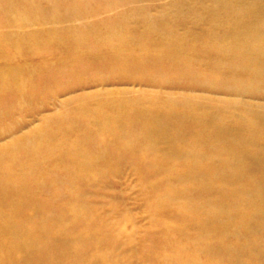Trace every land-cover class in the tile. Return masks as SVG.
Here are the masks:
<instances>
[{"label":"rangeland","instance_id":"1","mask_svg":"<svg viewBox=\"0 0 264 264\" xmlns=\"http://www.w3.org/2000/svg\"><path fill=\"white\" fill-rule=\"evenodd\" d=\"M6 3L16 28L52 41L44 50L0 43V68L25 80L3 97L8 180L0 187L29 199L13 200L26 217L0 221L10 232L0 238V264H264V220L256 223L247 205L259 199L243 194L220 206L218 190L232 184L198 174L241 173L245 181L251 173V185L264 187V39L240 56L235 48L247 42L187 40L190 25L175 23L203 13L193 34L229 31L254 19L244 9L251 2L225 14L212 11L213 0H0V8ZM168 62L175 68L164 69ZM18 172H31L29 192ZM77 176L80 187L71 189ZM19 226L33 235L28 255L11 258L4 244ZM44 253L51 260H40Z\"/></svg>","mask_w":264,"mask_h":264},{"label":"bare ground","instance_id":"2","mask_svg":"<svg viewBox=\"0 0 264 264\" xmlns=\"http://www.w3.org/2000/svg\"><path fill=\"white\" fill-rule=\"evenodd\" d=\"M213 2H216V3L212 7V11L213 10H216L217 12H220V14H225V13H228L230 11L233 12L234 9H238L239 7L241 8V6H242L243 3H248V2H251L252 3V2H254L253 4L250 3L251 5L249 4V5H246L244 7V9L248 11V15L252 16L254 19L249 20V21H245L243 19L242 20H239V21L236 22V27L234 29H232V30H229V31L223 30L224 32H220L221 30H217L216 29V30H211V31H205L201 35H195V34H193V32L194 31L196 32L197 30H201L200 29V23H204L205 22V18H207V16L205 17V15L203 13L202 14L199 13V15H197V20L191 22V21L188 20L187 15H184V16L181 17L183 20L180 21L179 19H177V21L175 23L177 25H181V24H185V26L190 25V28L191 29L185 31L186 32L185 34L187 36L186 39L189 40L190 38H193L196 41H201V40H206V39H216V40H223L224 41V40H227V39H232V40H238V42H241V43H246L247 42V45L237 47V49L235 48V52L238 55H240V56H242L243 54H246V53H251L250 50H252V49L253 50L258 49V46H259L258 43L261 40L264 39V35L261 32L262 29H263V26H264V0H213ZM196 3L194 2L193 5H195ZM9 5H11V3H6V5L3 8H0V14L1 15H4V17L6 18V20L4 22L0 23V43L4 40L3 42L6 44V49L8 51H11L13 49H18V47H21V45L24 46L25 48L27 47L26 50H33V49H36V48L37 49H40V50H44L51 43L52 39H47V38H50L52 36V34H50V35L48 33H46V34L45 33L44 34H42V33L38 34V33H35V31H31V32H28L27 31V32L24 33L22 31V28L23 27L16 28L14 26L16 24V21H12L9 18L7 19L8 15L10 14V11H9L10 6ZM180 13H182V12H180ZM215 23L217 25H221L222 26V25L227 24V21L224 18H220V19L216 20ZM26 28H28V27H26ZM64 35H65V33L63 34V36L62 35L59 36V37H62V41L61 42H62V45L63 46H65L64 44L66 42V40L64 39L65 38ZM79 35H80V32L78 34H76V36H74V37H76V39H78L79 38ZM137 38L140 39L139 36H138V37H136L135 40H137ZM159 38H161V37L158 36L156 40H158ZM130 40H133V39H130ZM78 44H80V43H78ZM174 45H173V48L174 49H173L172 53H173L174 56L175 55L177 56L179 53H181V48H182L183 45L181 43L174 44ZM246 48L248 50H245ZM174 58H176V57H174ZM158 59H159V57H158ZM171 60L173 61L174 59L171 58ZM171 63L172 62H170V63L168 62L167 64H170V65H165L164 69L175 68V65L174 64L172 65ZM17 72H18V70H12L11 71L10 70V67H8L7 69L2 68V67L0 68V116L2 114V111H4L3 109H4V104L5 103H4L3 97L5 95H7V93H10L11 92V90L13 88L12 86H14V88L16 89L17 85H19L21 83L23 84V82L25 81L22 77H19L18 75H16ZM28 79H30V77H28ZM26 80H27V78H26ZM9 81H10V83H8ZM166 122H165V124H166ZM12 125H13V123H12ZM89 125H90V123H89ZM168 126H165L164 125L163 128H168ZM151 128L152 127H150V129ZM164 132H165V134H167V131L166 130ZM216 134H218V136L223 135L222 132H219V133H216ZM226 138L228 140L231 137H230V135H228V136H226ZM18 146H20V145H14L12 147L14 149L15 147H18ZM12 147H11V149H12ZM146 147H148V146H146ZM23 148H25L24 145H22V149ZM146 150H148V149H146ZM229 150H230V147H229ZM211 151H212V149L209 152H207V153L209 154ZM207 153H204V154L206 155ZM27 156H28V154L26 153V149H25V152L23 154V158H24L23 162H26L27 161ZM257 158L258 157L256 156V159ZM1 159H2V156H0V160ZM4 162H6L9 165H14V166L15 165H18V162L11 161L9 163L8 161H5V160L3 161V163ZM0 165H1V163H0ZM217 171H212V172H209L208 171V172H204V173L202 172V173H198V174L201 177V182H203V183L211 182L212 180H214L215 177H218L217 179L218 180L220 179V181L223 182L224 184H227V183H231L232 184L231 187L225 188L224 191H222L220 189L218 190V193L220 194L219 197L220 198H224L220 202L221 203L220 206H226L225 204H226V202H227L228 199H230L232 201L241 202L243 200L242 198L244 197L243 194L252 195L253 201H256V199H259L258 201L260 202L261 205L259 206V205L255 204L254 202H252L250 204H247L250 207L249 210H251L250 212L253 213V215H255L256 218H254V220H255L256 223L259 222V221H263L264 220V215L259 216L258 213L260 211L261 212H264V189H263L264 187H262V186L259 187V185H256L254 183L251 185V183H252L251 181L255 180L254 179V176L253 175L251 176V173H249V174H247L249 177H247L245 179V181H244V179L241 178V176H242L241 173L240 174L239 173H233V174L231 173V175L233 176L232 177L231 175H227V174L221 175ZM219 171H220V169H219ZM30 173L31 172H23V173H19L18 172L17 174H21L23 176L22 177L21 176H18V175L15 176V178L16 179H19V181H22V182L27 181L26 183H28V186H27L26 189H24L26 192H29L30 189H32L33 185H35L34 182H33L34 179L28 178L29 175H30ZM5 174L6 173L3 171V167L0 168V180H2L4 182H7L8 175L6 177ZM25 177H27V178H25ZM2 181L0 183H2ZM78 181H79L78 176L77 177H74L73 182L75 184L73 185V188H71V189H75L76 190L77 187H80L78 185V183H79ZM210 190L212 192H210L209 195L214 192L213 188H211V187H210ZM168 194H169V197H179L180 196V195H178L176 193H172V192H168ZM0 195L1 196L4 195L5 197L8 196V198L10 197V199L9 200L7 199L6 202H5V199H2V200L0 199V221L2 219L5 220V219H8V217L10 218V217L16 216V215H18V216L19 215H22L23 217H26V215H28V212H25V210H23L22 212H20L19 210H17V206L18 205L17 204L14 205V203H13V200L18 199V201L20 203H23L25 205L28 204L29 203L28 202L29 199H27L26 194L24 192H22L21 190L4 189V187H0ZM201 199H202L203 203L207 204L208 199H209V196L208 195H203V196H201ZM185 200H187V204H189V206H190V203H191L190 200L189 199H185ZM5 206H8L9 207V209H7L6 212L4 210ZM193 206L195 208V205H193ZM193 206L191 205L190 207H193ZM63 208L64 207H62V209ZM257 228H258V226H257ZM16 231L19 232V233H21V234L16 235L15 239L8 240L7 242H5V244H4V246H5L4 252L1 250V254H2V252L5 253V254H9L11 256V258L12 257H15L17 255H20V254H22V256L25 257L26 254H27V252H24V251H26L24 244L28 240H30V238H31V236L33 234H30L29 233L30 232V229H25L22 226L21 227L20 226L17 227L16 228ZM254 231L257 232V230H254ZM8 233H10L8 229H6L4 231L2 229H0V238H2L3 236H6ZM262 233H264V231H262ZM75 248H80V247H75ZM52 249L53 250H57L58 247L55 246V247H52ZM67 249H68L67 251H69V248H67ZM59 250L60 251H65V247L64 246H61L57 251H59ZM70 250H72V249H70ZM78 250H81L82 251V249H78ZM90 250H92V248ZM89 255H91V256L93 255V250H92V252H89ZM43 258H46L48 261L51 260V257H50V255L48 253L47 254H45V253L42 254L40 260H42ZM1 260H3L2 261V264H3L4 263V257H2ZM6 263H8V262H5L4 264H6ZM74 263L83 264L82 261H76V262H73L72 264H74Z\"/></svg>","mask_w":264,"mask_h":264}]
</instances>
